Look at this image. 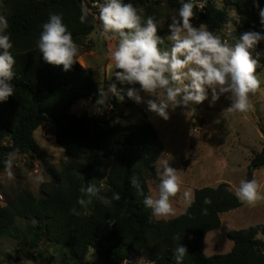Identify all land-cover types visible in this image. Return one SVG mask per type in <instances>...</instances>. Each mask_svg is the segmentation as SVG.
Wrapping results in <instances>:
<instances>
[{
	"label": "trees",
	"instance_id": "trees-1",
	"mask_svg": "<svg viewBox=\"0 0 264 264\" xmlns=\"http://www.w3.org/2000/svg\"><path fill=\"white\" fill-rule=\"evenodd\" d=\"M201 1L204 6L201 9L195 4L194 17L223 40L234 43L246 31L264 35L260 17L264 0ZM125 2H132L145 19L152 16L159 23L166 8L178 11L187 0H167L165 5L153 0ZM82 3L83 0H0V15L8 21L5 34L11 37L10 52L16 61L14 95L0 101V173L5 171L9 153L19 149L15 156L37 158L51 178L42 184L39 195L23 190L0 202V241L12 240L16 257L41 264L47 262L39 252L43 243L57 252L60 264H81L90 250L95 251L98 264H127L129 253L135 261L141 259L145 264H176L174 249L179 244L188 252L183 264H264L262 224L228 230L225 235L233 248L227 254L207 256L204 252L208 234L222 229V215L243 206L228 183L196 189L193 204L177 218L160 220L151 215L143 200L150 195L149 183L159 184L157 163L165 146L147 115L124 125L98 115L72 113L80 100L103 107L97 101L99 88L104 87L95 79L94 69L78 61L68 71L45 62L37 42L42 25L55 13L62 15L79 54L92 51L91 36L99 21L89 15L85 23L80 22ZM233 12L236 21L231 16ZM257 51L262 53L259 65L264 68V40L257 45ZM115 71L118 70L108 73L110 82L125 90L121 94L128 106H135L126 95L131 86L116 81ZM112 104L117 108L119 99L114 96ZM134 116L137 118L136 113ZM48 120L54 124L56 141L67 155L60 169L35 139L36 131ZM260 131L264 137L263 126ZM252 166L256 170L264 168V147L253 158ZM133 176L139 178L142 191L132 185ZM89 184L100 188L103 196L119 194L120 199L105 206L93 197L91 204L82 206L78 199L88 197L80 189ZM2 192L5 190L0 182ZM205 197L211 199L210 205L204 204ZM204 208L208 209L207 215L202 214ZM111 220L115 223H109ZM176 235L181 239L174 240Z\"/></svg>",
	"mask_w": 264,
	"mask_h": 264
},
{
	"label": "clouds",
	"instance_id": "clouds-1",
	"mask_svg": "<svg viewBox=\"0 0 264 264\" xmlns=\"http://www.w3.org/2000/svg\"><path fill=\"white\" fill-rule=\"evenodd\" d=\"M93 7L98 9L94 18L99 21L100 35L116 42L115 47L109 49V56L118 70L113 73V77L122 85H130L126 89L127 97L137 104L146 103L149 112L168 120L169 109L175 111L178 107L202 104L208 99L209 89L212 103L227 94L226 98L231 103L225 112L246 114L254 111L250 97L261 88V79L256 74L262 54L257 51V45L264 40L261 33L246 31L234 43L223 40L203 24L198 28L193 26L191 21L195 16L196 5L194 0H187L179 7L178 15L171 17L168 26L170 35L167 36L171 47L162 50L160 45L164 39L157 34L155 18L148 16L145 19L132 2L102 0L93 4ZM89 15H93L91 9L82 3L80 22L85 23ZM260 17L264 24V9H261ZM8 27L6 17L0 15V101H7L14 95L15 89L12 81L16 61L10 52L13 48L11 37L5 34ZM37 43L48 64L63 66L68 71L77 63L79 47L63 22L62 15L50 14L48 21L42 25ZM123 91L117 88L116 83H110L107 90L99 88L97 103L104 105L109 94L122 101ZM141 92L154 99L145 101ZM18 152L19 149H16L9 153L8 159L4 161L9 180L14 179L13 157ZM160 164L161 168L157 169L158 191L155 195L145 196L143 203L151 210L153 217L167 220L176 216L172 199L181 191V177L179 170L171 167L167 159ZM35 180L41 184L45 182L43 175H37ZM131 183L142 191L138 177L133 176ZM80 192L88 197L87 200L78 199L82 206L91 204L93 197L105 206L111 205L112 200L120 199L119 194H113L111 198L101 195L100 188L93 184L81 187ZM234 194L247 207H256L264 201V191H261L255 178L241 180ZM182 195L185 206L191 207L194 202L192 190H185ZM211 203L209 197L204 198V204ZM72 212L78 214L76 209H72ZM202 214L207 215L208 209H202ZM109 223L115 222L111 220ZM173 239L180 240L181 237L176 235ZM187 254V248L179 244L174 249L176 264H183ZM20 264L33 262L21 259Z\"/></svg>",
	"mask_w": 264,
	"mask_h": 264
},
{
	"label": "rangeland",
	"instance_id": "rangeland-1",
	"mask_svg": "<svg viewBox=\"0 0 264 264\" xmlns=\"http://www.w3.org/2000/svg\"><path fill=\"white\" fill-rule=\"evenodd\" d=\"M153 1L163 2L164 5L167 3V0ZM164 15V18L157 23V34L164 39L161 47L168 50L171 47V42L167 39V36L170 35L168 26L171 23V17L178 15V11L166 8ZM231 16L236 21L234 12ZM191 23L197 28L203 24L195 17ZM234 27L235 22L229 26L228 32H232ZM218 36L221 37L219 34ZM91 41L95 51L94 56L90 51L79 54L77 59H82L87 66L94 67L95 79L107 90L111 83L108 73L112 71L107 69V65L112 61L109 49L114 48L115 45L100 35L99 26L92 34ZM97 48L100 51H97ZM91 58L92 61H90ZM111 63L114 65L113 62ZM257 69H259L257 75L261 79V88L250 97L254 111L246 114L225 112L231 103L226 98L227 94L221 95L219 100L212 103L210 89L208 99L202 104L190 105L188 108L178 107L175 111L169 109L168 120L149 112L146 103L137 104L133 99L131 101L135 106H128V101L123 99L119 100V106L116 108L112 104L114 96L111 94L103 107L86 100H80L72 108V113L75 115H98L104 120L114 119L124 125L141 119L144 114L148 116L165 146V153L160 157L157 168H161L160 162L167 159L171 167L179 170L178 174L181 177V191L172 199L176 208V216L170 219H174L182 215L187 208L182 194L188 189H191L194 194V191L199 188L217 187L221 183H228L235 191L239 182L249 180L248 175L251 174V179L255 178L260 184L261 191H264V168L253 170L252 166L253 158L264 147V137L260 131V126L264 127V68L259 65ZM141 96L145 101L154 99L143 92H141ZM135 113L137 118L134 116ZM35 139L50 155L52 163L60 169L67 161V155L56 141V130L51 120L46 121L36 131ZM37 162L39 163L37 164ZM12 171L14 179L11 180L8 179L5 171L0 173V182L5 190L2 194L5 200L23 190H29L39 195L43 183H37L35 177L43 175L44 183L51 179L45 167L32 156H14ZM149 191L151 195H155L158 186L154 182H150ZM222 224V229L211 232L207 236L204 246L207 256L231 252L233 242L225 235L228 230L236 231L258 224L264 225V201L256 207L243 205L234 212L223 214ZM39 252L45 256L47 261L45 264H60L57 252L47 243L41 245ZM94 253V250H90L88 258L81 264H98ZM21 259L26 258L15 256V242L9 239L0 241V264H20ZM128 259L129 262L145 264L141 259L135 261L130 253ZM33 264L41 263L33 262Z\"/></svg>",
	"mask_w": 264,
	"mask_h": 264
},
{
	"label": "built area",
	"instance_id": "built-area-1",
	"mask_svg": "<svg viewBox=\"0 0 264 264\" xmlns=\"http://www.w3.org/2000/svg\"><path fill=\"white\" fill-rule=\"evenodd\" d=\"M84 1V4L86 5V6H88L90 9H91V12L93 13V16L94 15H96V14H98V9L97 8H94L93 7V4H95V3H98L97 1H91V0H83ZM194 3L199 7V8H203V2L201 1V0H194ZM96 21H98V20H96ZM98 26H99V24H98ZM100 27V26H99ZM112 42V44H114L115 45V41H111ZM5 199H4V196H3V194L2 193H0V202H3Z\"/></svg>",
	"mask_w": 264,
	"mask_h": 264
},
{
	"label": "crops",
	"instance_id": "crops-1",
	"mask_svg": "<svg viewBox=\"0 0 264 264\" xmlns=\"http://www.w3.org/2000/svg\"><path fill=\"white\" fill-rule=\"evenodd\" d=\"M92 37V36H91ZM98 49V48H97ZM97 51H100L99 49L97 50ZM94 54H95V51L94 50H92V55L94 56ZM111 59V58H110ZM77 61L78 62H80L85 68H92V69H94V67L92 66V65H90V66H87L85 63H84V61L81 59V60H78L77 59ZM90 61H92V58L90 59ZM111 62H113V61H111ZM111 62H109V64L107 65L108 67H107V69L109 70V69H111V70H114L115 69V67H114V65H112V63ZM92 63V62H91ZM114 64V63H113ZM261 135H262V133H261ZM262 137H263V135H262ZM230 189L233 191V189L231 188V186H230ZM235 192V191H234ZM237 210V209H236ZM235 210H233V211H230V213L231 212H234Z\"/></svg>",
	"mask_w": 264,
	"mask_h": 264
},
{
	"label": "water",
	"instance_id": "water-1",
	"mask_svg": "<svg viewBox=\"0 0 264 264\" xmlns=\"http://www.w3.org/2000/svg\"><path fill=\"white\" fill-rule=\"evenodd\" d=\"M2 132H5V130H2ZM255 169V167L253 166V170ZM127 264H137V263H134V262H128Z\"/></svg>",
	"mask_w": 264,
	"mask_h": 264
}]
</instances>
